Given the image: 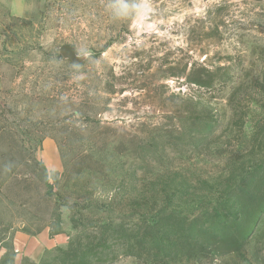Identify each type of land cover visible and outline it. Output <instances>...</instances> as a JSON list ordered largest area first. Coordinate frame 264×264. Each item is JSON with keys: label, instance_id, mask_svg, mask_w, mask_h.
Segmentation results:
<instances>
[{"label": "rangeland", "instance_id": "1", "mask_svg": "<svg viewBox=\"0 0 264 264\" xmlns=\"http://www.w3.org/2000/svg\"><path fill=\"white\" fill-rule=\"evenodd\" d=\"M150 2L0 0V264H264V0Z\"/></svg>", "mask_w": 264, "mask_h": 264}, {"label": "trees", "instance_id": "2", "mask_svg": "<svg viewBox=\"0 0 264 264\" xmlns=\"http://www.w3.org/2000/svg\"><path fill=\"white\" fill-rule=\"evenodd\" d=\"M220 68L216 67L214 69L207 68L202 64L192 65L189 71L186 73L185 82L191 87H196L197 89H204L210 93L215 91H228L235 88L236 81L228 77H216L213 72H217ZM225 68H223L224 70ZM242 239L243 235L239 234ZM237 246H235L236 248ZM234 246L231 249H235Z\"/></svg>", "mask_w": 264, "mask_h": 264}, {"label": "clouds", "instance_id": "3", "mask_svg": "<svg viewBox=\"0 0 264 264\" xmlns=\"http://www.w3.org/2000/svg\"><path fill=\"white\" fill-rule=\"evenodd\" d=\"M106 10L113 19H134L141 24L155 11L150 0H107Z\"/></svg>", "mask_w": 264, "mask_h": 264}, {"label": "water", "instance_id": "4", "mask_svg": "<svg viewBox=\"0 0 264 264\" xmlns=\"http://www.w3.org/2000/svg\"><path fill=\"white\" fill-rule=\"evenodd\" d=\"M58 52L62 58L69 61L72 64H80L84 61V55H78L74 49L69 44H63L58 48Z\"/></svg>", "mask_w": 264, "mask_h": 264}]
</instances>
